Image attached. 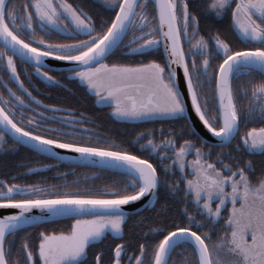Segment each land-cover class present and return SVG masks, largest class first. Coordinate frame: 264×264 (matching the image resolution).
<instances>
[{
    "label": "snow or ice",
    "instance_id": "snow-or-ice-1",
    "mask_svg": "<svg viewBox=\"0 0 264 264\" xmlns=\"http://www.w3.org/2000/svg\"><path fill=\"white\" fill-rule=\"evenodd\" d=\"M88 4L0 0V71L21 93L2 85L0 148L10 137L13 150L25 145L122 179L87 187L79 178L0 179V264H176L177 249L190 256L181 264H264V169L256 174L242 159L264 157V0H102L105 15ZM209 21L227 28L202 34ZM17 58L53 86L60 82L44 61L63 62L116 120L169 127L137 132L127 146L109 141L85 127L82 113L36 99ZM205 81H214L211 102ZM161 198L160 226L125 240V207L139 216ZM57 219L71 223L44 227ZM34 227L42 228L37 244L28 238ZM106 240L114 243L107 253L98 247Z\"/></svg>",
    "mask_w": 264,
    "mask_h": 264
},
{
    "label": "trees",
    "instance_id": "trees-1",
    "mask_svg": "<svg viewBox=\"0 0 264 264\" xmlns=\"http://www.w3.org/2000/svg\"><path fill=\"white\" fill-rule=\"evenodd\" d=\"M93 3V4H92ZM95 3V4H94ZM93 5L92 11L100 13V15H105L103 4L101 5L98 1L89 0L88 6ZM18 61L17 63V70L18 74L21 77V81L24 83V86L26 88H29L31 85H33L34 80L33 75L31 73L30 69L32 68L29 64H26L22 61ZM131 61V60H130ZM24 66H23V65ZM22 65V66H21ZM26 66V67H25ZM57 74H62L59 72H56ZM62 76V75H60ZM63 77V76H62ZM35 78V77H34ZM59 79H62L61 77ZM0 81L2 83L8 84L9 87H12L10 84V81L8 79L7 74H5L3 71L0 72ZM8 81V83H7ZM65 79L59 80V82H64ZM39 83H42L40 80H38ZM2 83L0 82V87L3 90V94L7 95L6 89L2 87ZM38 83V84H39ZM68 84H73V82H69ZM213 84L209 85L207 81L204 83V93L208 95L209 101L211 102V98L213 95ZM5 92V93H4ZM2 94V92L0 91ZM50 93H53V97H50L52 100H60V101H73L75 99H79L81 102H83L81 107H86L88 104V97L85 95L84 91L82 89H77L76 95H71L70 92L65 90H60L52 92V89L50 90ZM2 94V95H3ZM211 103L209 104V107H211ZM184 123L183 121H180L177 124V127L179 124ZM163 126L165 129L169 127V123H164L161 125L160 123H153V124H146L145 129L147 127L149 128H160ZM259 126V125H257ZM7 143H5L2 148H0V179H10L11 177L15 176L17 177L16 180L11 181L15 183H47V184H57V185H63L65 181L72 182L77 180L78 178L81 180L86 179L87 183L83 186L87 187L89 185L94 186H103L105 184H110L113 181H119L122 179L120 174L112 171H106V170H98L90 167H81L79 165H73L70 163H64L60 162L57 164L56 160L48 159L40 154L33 153L30 149L25 148L23 146H20L19 148H16L15 150L12 149V140L7 138ZM243 160H251L253 162V167L256 172V174H259L262 169H264V157H261L259 155L256 156H247L244 155L242 157ZM44 164L52 165L50 168H43ZM23 165V166H22ZM26 167H35L39 168L40 171L38 173H27ZM73 168H75V174H73ZM66 172L68 175L66 177H60L58 173ZM170 203V202H169ZM165 205V200L163 198L159 199V202L154 205L155 210L153 208H143L139 211V216L136 213L128 214L126 217V223L124 226V239L125 240H131L136 241L139 239V237L144 235V231L147 230L148 226L151 227H158L160 226V220L162 217L157 215V212L160 211L161 207ZM165 215H170V213H165ZM70 220H58V221H51L46 222L44 227H47L49 230H52L53 228L59 230L64 225L70 224ZM42 230L41 227H34L29 230V242L31 244H37V236L39 231ZM24 236V233H20L16 237V244L19 245L21 238ZM116 242H121L120 240H116ZM112 244L114 247V243H112L111 240H106L103 242L102 245L98 246L99 248H102L106 253L108 251V245ZM136 249L138 250V244H136ZM129 251H132L130 248ZM15 255V251H14ZM185 256H188L190 258L189 254L185 253L183 255L180 254V250L177 249L176 252L173 253V256L170 257V260L174 259L176 261V264H181ZM92 257H90L91 259ZM105 259H107V255L105 256Z\"/></svg>",
    "mask_w": 264,
    "mask_h": 264
},
{
    "label": "flooded vegetation",
    "instance_id": "flooded-vegetation-1",
    "mask_svg": "<svg viewBox=\"0 0 264 264\" xmlns=\"http://www.w3.org/2000/svg\"><path fill=\"white\" fill-rule=\"evenodd\" d=\"M93 1L95 0H92V2ZM15 2L18 3V0H15ZM92 4H90L91 6L89 7H93ZM218 27H222L226 29L227 24L225 23L224 25H218L216 23H213L212 21H209L207 24L202 23L201 24L202 34H206L208 30L215 32ZM225 35H229V38L231 39L230 34L225 32ZM233 44H235V41H233ZM185 50H187V46H185ZM133 59H139V57L129 58V61L127 62H131ZM16 63H18V61H16ZM213 63H216V62L214 61ZM26 68L30 69L32 75L35 77V78L33 77L32 79L34 80L33 85H31L28 89L29 91L32 92L33 96H35L36 99L40 100L42 104H51L56 107L72 110L77 116H79L82 113L83 116L87 118L88 121H90V123L85 124V127L92 129L96 134L100 135L101 137L106 138L109 141H115L117 143H122L123 146H127L128 144L131 143L132 139L135 137L137 132H142L147 129H151L149 127L145 129L144 127L146 124L156 123V122L116 120L111 115L110 107L97 104L95 101V97L87 93L86 90L80 86L79 82H73L69 79V73L67 71L49 70V74L55 75L57 80L65 79V81L60 82L59 85L53 86L49 84L48 82H46L42 77L38 76L35 73L33 68H28V67ZM56 72L62 73L60 75H62L63 77L57 74ZM60 77L62 79H59ZM38 80H40L42 83H39ZM69 82H73V84L70 85L68 84ZM3 84L4 83H2V85ZM11 86L13 88V91H16L17 94H21L18 89V86L15 84L14 81L11 82ZM51 89H52V92H54V90L56 91L65 90V91L70 92L71 95H76L77 89L79 90L82 89L85 95L89 98L88 104L86 107H81L83 102H81L79 99H75L73 101H67V102L60 101V100H52L50 99V97H53V93H50ZM213 90H214V84H213ZM0 91L3 94V90L1 87H0ZM2 94L0 93V95ZM4 96L6 97L7 95H4ZM37 111H39V109H37ZM134 147L138 148L139 146L135 145Z\"/></svg>",
    "mask_w": 264,
    "mask_h": 264
},
{
    "label": "water",
    "instance_id": "water-1",
    "mask_svg": "<svg viewBox=\"0 0 264 264\" xmlns=\"http://www.w3.org/2000/svg\"><path fill=\"white\" fill-rule=\"evenodd\" d=\"M19 60V58H17ZM45 65L47 66L48 70H52V71H67V66L63 63V62H58V61H50L49 59H45L44 61ZM180 76H181V79H182V72L180 73ZM185 94H186V90H185ZM189 110H190V102H189ZM189 120H195L194 118V114H190L189 117H188ZM198 124V121H196L195 123H193L192 127H196ZM202 127V126H201ZM9 139H11L10 137H8ZM25 148H28L27 146L25 145H21ZM29 149V148H28ZM31 150V149H30ZM32 151V150H31ZM58 151H61V154H66V155H75V154H68V153H64L63 150H58ZM54 160V159H53ZM61 162H64V163H70L68 161H61ZM71 164V163H70ZM86 167H90V168H94V169H98V170H104V169H100V168H97V167H93V166H86ZM106 171H112V172H115L111 169H108ZM145 204H147V200H145ZM139 207V206H137ZM143 207H140L139 208V211L142 210ZM10 211V210H9ZM125 211L128 214H132V213H136L137 212V209L136 208H128L127 206L125 207ZM34 214H38V213H35ZM58 220H65V219H57V220H53V221H58ZM51 222V221H49Z\"/></svg>",
    "mask_w": 264,
    "mask_h": 264
},
{
    "label": "rangeland",
    "instance_id": "rangeland-1",
    "mask_svg": "<svg viewBox=\"0 0 264 264\" xmlns=\"http://www.w3.org/2000/svg\"><path fill=\"white\" fill-rule=\"evenodd\" d=\"M96 1H98L102 5V0H96ZM23 2H24V0H18V3L22 4ZM0 82L2 83V81H0ZM11 82H13V81H11ZM11 82H10V84H11ZM7 83H8V81H7Z\"/></svg>",
    "mask_w": 264,
    "mask_h": 264
}]
</instances>
